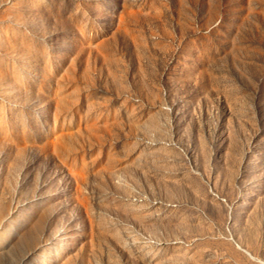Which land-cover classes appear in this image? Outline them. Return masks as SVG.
Returning a JSON list of instances; mask_svg holds the SVG:
<instances>
[{"label":"rangeland","instance_id":"374dc122","mask_svg":"<svg viewBox=\"0 0 264 264\" xmlns=\"http://www.w3.org/2000/svg\"><path fill=\"white\" fill-rule=\"evenodd\" d=\"M262 261L264 0H0V264Z\"/></svg>","mask_w":264,"mask_h":264},{"label":"bare ground","instance_id":"6f19581e","mask_svg":"<svg viewBox=\"0 0 264 264\" xmlns=\"http://www.w3.org/2000/svg\"><path fill=\"white\" fill-rule=\"evenodd\" d=\"M240 247V246H239ZM245 250V249H244ZM249 253V252H248ZM256 258V257H255ZM258 259V258H257ZM259 260V259H258ZM262 263H263V261H262ZM264 264V263H263Z\"/></svg>","mask_w":264,"mask_h":264}]
</instances>
